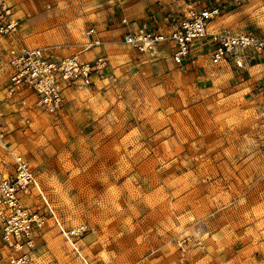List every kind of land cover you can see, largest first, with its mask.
Returning <instances> with one entry per match:
<instances>
[{
	"label": "rangeland",
	"instance_id": "obj_1",
	"mask_svg": "<svg viewBox=\"0 0 264 264\" xmlns=\"http://www.w3.org/2000/svg\"><path fill=\"white\" fill-rule=\"evenodd\" d=\"M88 4L0 0L18 22L0 37V58L39 40L24 28L40 14L58 34ZM243 4L246 30L261 34L264 0L227 11ZM199 54L208 63L191 73L159 69L156 53L107 51L104 70L67 88L55 112L30 89L9 92L11 68L0 67V177L25 158L34 181L21 204L42 219L27 264H264L260 71Z\"/></svg>",
	"mask_w": 264,
	"mask_h": 264
},
{
	"label": "built area",
	"instance_id": "obj_2",
	"mask_svg": "<svg viewBox=\"0 0 264 264\" xmlns=\"http://www.w3.org/2000/svg\"><path fill=\"white\" fill-rule=\"evenodd\" d=\"M230 2L214 1L198 8L190 5L185 9L166 8L168 31H151L146 27L127 31L124 42L140 53L155 54L160 44L172 48V60L180 69L192 56L196 44L203 47L213 65L222 62L243 69L249 60L264 54V35L254 32H238L230 27L210 31L209 23L228 10ZM123 22H127L124 18ZM18 31V22L10 8H0V37L11 36ZM91 27L86 35L96 34ZM98 38L88 42L98 46ZM107 57L99 55L92 61H80L76 56H61L55 47L22 46L19 52L6 60L0 58V67L11 68L9 92L30 89L37 104L55 112L65 102V90L76 85H88L93 75L101 73ZM2 112L0 111V116ZM264 150V139L262 143ZM16 173L12 178L0 177V236L5 251L0 252V264H27L34 252V231L42 225L40 215L21 204V191L34 181L28 161L22 156L14 157ZM56 221L58 219L54 216Z\"/></svg>",
	"mask_w": 264,
	"mask_h": 264
},
{
	"label": "crops",
	"instance_id": "obj_3",
	"mask_svg": "<svg viewBox=\"0 0 264 264\" xmlns=\"http://www.w3.org/2000/svg\"><path fill=\"white\" fill-rule=\"evenodd\" d=\"M87 7L81 17H76V19H71V21L61 27L58 30V34L46 31L48 24L43 18L42 14L37 16L33 24L25 26V31L28 35L32 33H37L39 40L32 41L29 45L47 47L52 46L56 48L61 46L64 47L56 51L61 56H76L81 61H91L97 56L107 53V51L114 50L122 45L127 46L132 49L124 42V34L127 31L135 30L140 27H146L151 31H168V26L166 22L165 11L168 8L165 5L170 6L167 1L159 2V0H86ZM214 1L230 2L231 0H199L194 2L193 6L202 8L211 4ZM211 2V3H210ZM179 1H174L171 5L172 7H178L185 9L190 5L180 6ZM163 4L164 6H161ZM82 11V10H81ZM251 14L247 8V4L241 6L233 7L230 11L223 13V15L214 18L209 23V30H219L224 27H232L235 31L246 32L247 24ZM126 19L127 22H123L122 19ZM94 27L96 29V34L92 36L86 35V30ZM261 34L264 35V24L261 26ZM249 31V30H248ZM98 38L101 40V44L98 46H89L88 42L93 39ZM58 42H61L59 44ZM47 44V45H46ZM45 45V46H44ZM134 50V49H132ZM205 50L198 44L192 49V56L188 58L185 62V69L191 70V73H195L200 70L201 66H205L207 61L202 59L199 52ZM148 54V53H145ZM157 58L160 61L156 64L159 69L163 70H173L178 67L177 64L172 60V48L169 44H160L156 51ZM151 55V54H149ZM208 56V54H207ZM209 57V56H208ZM255 60V59H254ZM254 62V63H253ZM249 60L245 64V70L249 71H260L254 80L257 85H264V54L256 58L255 61ZM179 68V67H178ZM180 69V68H179ZM180 69V70H185ZM239 70V69H238ZM244 70V69H243ZM257 81L258 79H260Z\"/></svg>",
	"mask_w": 264,
	"mask_h": 264
}]
</instances>
